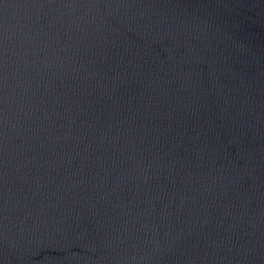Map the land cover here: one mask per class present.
Segmentation results:
<instances>
[{"label":"water","instance_id":"water-1","mask_svg":"<svg viewBox=\"0 0 264 264\" xmlns=\"http://www.w3.org/2000/svg\"><path fill=\"white\" fill-rule=\"evenodd\" d=\"M0 264H264V0H0Z\"/></svg>","mask_w":264,"mask_h":264}]
</instances>
